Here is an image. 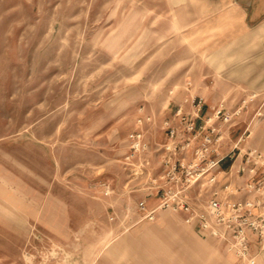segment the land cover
I'll list each match as a JSON object with an SVG mask.
<instances>
[{"label":"rangeland","instance_id":"1","mask_svg":"<svg viewBox=\"0 0 264 264\" xmlns=\"http://www.w3.org/2000/svg\"><path fill=\"white\" fill-rule=\"evenodd\" d=\"M192 2L0 0V264H233L183 213L142 218L158 199L144 155L124 159L141 131L159 174L178 107L204 127L188 151L208 134L220 170L264 151V90L235 77L220 9Z\"/></svg>","mask_w":264,"mask_h":264},{"label":"built area","instance_id":"2","mask_svg":"<svg viewBox=\"0 0 264 264\" xmlns=\"http://www.w3.org/2000/svg\"><path fill=\"white\" fill-rule=\"evenodd\" d=\"M194 107L197 117L201 104L194 103ZM215 113L221 114L222 108ZM175 117L186 137L178 143L179 128L169 121L164 122L168 142L162 145V170L157 175H152L149 167V145L144 134L132 132L127 138L130 151L124 159L129 163L134 156L144 155L135 169L147 175V188L153 190L158 199L151 209L146 208L144 200L138 202L142 218L153 220L159 210L181 212L185 222L203 236L224 242L235 257L234 264H259V257L264 259V170L260 177L255 176L258 165H264V151L251 150L246 154L245 162L235 170L238 175H247V182L241 186L225 182L218 188L215 186L217 171L223 157H217L215 149L210 147L211 137L204 134L199 145L188 151L204 127L196 125L193 117L185 114L181 107L177 108ZM188 153L189 160L186 159ZM104 190L108 194L109 186ZM239 193L244 197H235Z\"/></svg>","mask_w":264,"mask_h":264},{"label":"crops","instance_id":"3","mask_svg":"<svg viewBox=\"0 0 264 264\" xmlns=\"http://www.w3.org/2000/svg\"><path fill=\"white\" fill-rule=\"evenodd\" d=\"M182 0L176 3L174 0H167V13L171 14L172 10L188 12L189 8L194 12L193 2ZM205 13L219 10L220 21H222L225 30L232 31L234 36V52L239 56L238 74L235 76L242 79V88H251V86L260 88L259 92L264 90V0H205ZM202 7V5H201ZM247 92H251V89ZM206 122V121H205ZM204 122V123H205ZM240 156L230 164H227L221 170L218 166L216 187L220 188L224 183L220 180L229 171L233 175L235 186H241L249 177L243 175L239 180L236 174V166L239 165ZM234 169V170H233ZM262 171L258 167L255 178L260 177ZM230 178H226L227 181ZM235 197H244L239 193ZM212 239L218 240L214 237ZM220 241V240H218ZM222 242V241H220ZM223 250L227 255H231L234 264V255L229 252L226 244L223 242ZM259 263L264 264V259L259 257Z\"/></svg>","mask_w":264,"mask_h":264},{"label":"bare ground","instance_id":"4","mask_svg":"<svg viewBox=\"0 0 264 264\" xmlns=\"http://www.w3.org/2000/svg\"><path fill=\"white\" fill-rule=\"evenodd\" d=\"M231 256L229 255V258H230Z\"/></svg>","mask_w":264,"mask_h":264}]
</instances>
